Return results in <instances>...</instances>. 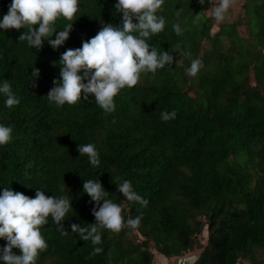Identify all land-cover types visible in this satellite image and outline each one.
I'll return each mask as SVG.
<instances>
[{
  "label": "trees",
  "instance_id": "obj_1",
  "mask_svg": "<svg viewBox=\"0 0 264 264\" xmlns=\"http://www.w3.org/2000/svg\"><path fill=\"white\" fill-rule=\"evenodd\" d=\"M234 1L218 22L212 9L219 0H164L156 13L165 18L164 30L146 42L158 54L168 51L173 63L141 73L137 85L114 97L116 110L107 115L92 94L63 106L47 94L61 79L62 53L81 48L104 24H121L118 0H78L73 19L58 18L41 49L18 40L24 29H0V86L7 81L20 101L6 107L0 93V125L12 128L11 140L0 145V194L9 188L35 198L40 189L72 204L61 222L68 235L51 216L40 227L48 247L35 264H151L150 244L164 256L201 248L190 264H264V0H238L232 14ZM11 2L0 0V19ZM244 22L248 36L239 29ZM69 23V38L53 49L48 40ZM194 59L203 66L193 77ZM173 110L175 119H161ZM89 143L99 167L77 150ZM125 179L147 206L118 192L114 182ZM87 180L102 183L125 224L140 216V225L119 233L101 229L99 245L72 233L73 223H95V202L83 192ZM204 226L203 244L197 234ZM7 243L0 238V256ZM95 247L103 251L90 256Z\"/></svg>",
  "mask_w": 264,
  "mask_h": 264
},
{
  "label": "clouds",
  "instance_id": "obj_2",
  "mask_svg": "<svg viewBox=\"0 0 264 264\" xmlns=\"http://www.w3.org/2000/svg\"><path fill=\"white\" fill-rule=\"evenodd\" d=\"M231 2L219 0L212 10L216 21L225 19ZM163 3L164 0H118L114 5L115 11L123 14L118 27L111 23L104 24L93 38L82 43L81 48L68 49L61 54V79L53 81L55 87L47 94L49 102H55L57 106L65 103L71 105L81 99L82 94L84 100H88L89 94H92L104 114H111L116 110L114 97L121 89L137 85L141 73L154 74L166 64L171 65L173 56L168 51L158 54L157 49H150L146 42L147 38L164 30L165 18L156 14ZM199 3L203 5L205 0H199ZM77 11L78 0H12L8 13L0 19V29H24L18 40H26L30 47L41 49L43 38L51 37L55 32V21L60 17L71 21ZM37 24L38 29L34 27ZM72 27L73 23L67 24L55 39L48 40L53 49L59 48L69 38ZM172 27L177 35H181L179 24ZM184 55L190 56L191 53L185 52ZM202 66L201 60H192L188 75L196 76ZM81 71L83 75L78 74ZM31 75L38 77L39 69H34ZM32 87H36L35 81ZM0 93L7 97L6 107L12 108L20 103L7 81L0 86ZM176 115L175 110L170 113L165 111L161 113V119L169 121L175 119ZM112 122L115 123V119ZM11 134L10 126L0 125V145L7 144L12 138ZM77 150L80 156L87 155L92 166L99 167V153L94 144H78ZM114 183L128 201L147 206L148 201L133 191L129 180ZM83 192L91 197L90 202H95L92 208L95 223L90 227L71 224L72 233H78L80 239L99 245L102 243L101 229L119 233L124 227L135 229L140 225V216L128 219L125 224L121 206L106 198L109 192L99 180L84 181ZM70 208L72 204L67 196H46L44 191L37 189L35 198H29L5 188L0 194V238H5L8 243L2 249L0 259L5 264H35L38 253L46 251L48 247L40 227L47 224V218L51 216L61 235H68L61 222ZM13 248L19 249L20 254H15ZM102 251L101 247H95L89 255L96 256Z\"/></svg>",
  "mask_w": 264,
  "mask_h": 264
},
{
  "label": "rangeland",
  "instance_id": "obj_3",
  "mask_svg": "<svg viewBox=\"0 0 264 264\" xmlns=\"http://www.w3.org/2000/svg\"><path fill=\"white\" fill-rule=\"evenodd\" d=\"M240 1H234L233 2V9H232V14H235L236 10L240 8ZM214 9V8H213ZM212 9V10H213ZM240 32L242 33V35L244 36H248V33L246 31L245 28V22L243 24H241L240 26ZM252 79V78H251ZM253 82V81H252ZM206 226L203 227L202 231H200L197 234V238L201 243H205V237H206ZM133 237L136 239H139V235H133ZM150 250L152 251V262L151 264H158V263H167V264H190L198 255V253L200 252L201 248H197L195 250L192 251H188L186 254L182 255V256H164L163 254H161L160 252H158L152 244H150L149 246Z\"/></svg>",
  "mask_w": 264,
  "mask_h": 264
}]
</instances>
